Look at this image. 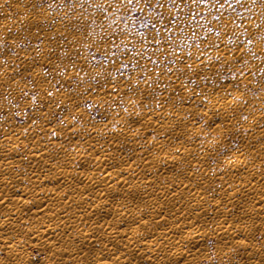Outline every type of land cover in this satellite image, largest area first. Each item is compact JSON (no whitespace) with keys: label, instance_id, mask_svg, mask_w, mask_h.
<instances>
[{"label":"bare ground","instance_id":"6f19581e","mask_svg":"<svg viewBox=\"0 0 264 264\" xmlns=\"http://www.w3.org/2000/svg\"><path fill=\"white\" fill-rule=\"evenodd\" d=\"M12 28L5 21L0 37ZM215 50L226 59L227 45ZM48 52L42 44L38 59ZM15 53L5 71L30 73L44 98L47 78L29 68V52ZM182 56L184 70L109 73L96 93L87 88L86 98L118 103L103 119L64 90L16 121L29 101L16 112L0 92V264H264V85L252 96L247 77L221 84L215 61ZM3 85L15 98L31 87L0 72Z\"/></svg>","mask_w":264,"mask_h":264},{"label":"rangeland","instance_id":"374dc122","mask_svg":"<svg viewBox=\"0 0 264 264\" xmlns=\"http://www.w3.org/2000/svg\"><path fill=\"white\" fill-rule=\"evenodd\" d=\"M27 12L43 17L47 12L51 16L31 24L25 21ZM76 12H80L81 18ZM58 14L65 17L59 19ZM66 16L71 20L67 21ZM7 20L12 24L13 34L0 37V72L23 79L31 86L16 98L8 87H0V92L4 91L7 97L6 104H12L16 112L29 101L24 105V113L15 115L16 121H26L27 115H32L38 107L46 108L50 92L64 90L78 95L75 104L84 106L90 117L103 119L104 108L110 102L112 106L118 103L109 101L108 104L106 97L103 101L97 97L86 98L87 88L96 93L97 87L107 81L109 73L118 79L120 75L135 71L140 80L159 71L165 74L174 69L184 70L187 62L184 54L215 61L221 84L229 79L247 77L252 83L243 89L245 93L256 97L263 91L264 0H227L219 11H209L205 5L197 7L192 0L180 7H174L170 0H139V3L133 0L131 4L127 0H28L15 6L12 0H0V26ZM17 27H23L22 31L16 33ZM10 29L7 26V30ZM57 33L59 35H55ZM220 43L229 49L226 55L229 65L225 67L220 62L225 55L215 50ZM42 44L49 51L48 60L38 59ZM135 46L141 49L136 50ZM16 48L29 52V68L40 70L47 78L49 85L45 88L44 98H39L30 73H22L19 69L5 71L2 66L4 62L18 58ZM79 57L83 64L79 63ZM247 66L251 67L250 72L244 70ZM197 80L180 76L178 83L189 91L200 92ZM87 81H91L92 86L86 85ZM107 91L110 93L111 89ZM259 105L264 107V99ZM59 112L62 113L63 108ZM3 113L4 109H0V114ZM29 251L37 253L33 247Z\"/></svg>","mask_w":264,"mask_h":264},{"label":"snow or ice","instance_id":"6c2138e0","mask_svg":"<svg viewBox=\"0 0 264 264\" xmlns=\"http://www.w3.org/2000/svg\"><path fill=\"white\" fill-rule=\"evenodd\" d=\"M129 4L133 2V0H127ZM172 5L174 7H180V4H184L187 2V0H180V3L177 2V0H170ZM137 3H139V0H137ZM192 3L196 4L197 7L200 5H205L208 7L209 11L212 9H216L219 11L220 9L225 7V3H227V0H192ZM51 4L49 5V8H51ZM230 6V5H229ZM248 43H251V41H248ZM52 135H55V132L52 133Z\"/></svg>","mask_w":264,"mask_h":264}]
</instances>
